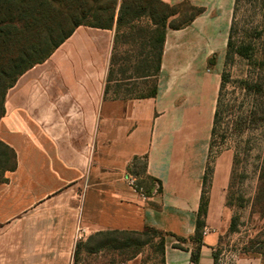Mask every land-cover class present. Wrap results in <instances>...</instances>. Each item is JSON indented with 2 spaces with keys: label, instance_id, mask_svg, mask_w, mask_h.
I'll return each mask as SVG.
<instances>
[{
  "label": "crops",
  "instance_id": "1",
  "mask_svg": "<svg viewBox=\"0 0 264 264\" xmlns=\"http://www.w3.org/2000/svg\"><path fill=\"white\" fill-rule=\"evenodd\" d=\"M187 1L203 13L166 30L154 98L104 95L113 32L89 26H78L7 90L0 141L15 152L16 167L0 183V264H73L76 244L90 235L146 227L165 233L164 264H193V254L196 264H215L229 225L232 153L211 162L195 240L218 94V75L210 79L197 63L206 64L217 40L211 17L222 9L229 20L233 0ZM128 174L144 198L126 185ZM113 264H141V255ZM235 264H264V253Z\"/></svg>",
  "mask_w": 264,
  "mask_h": 264
},
{
  "label": "rangeland",
  "instance_id": "2",
  "mask_svg": "<svg viewBox=\"0 0 264 264\" xmlns=\"http://www.w3.org/2000/svg\"><path fill=\"white\" fill-rule=\"evenodd\" d=\"M66 1L76 3V0ZM81 1L86 3L87 9L94 10L112 0ZM114 1L118 8L121 0ZM179 3L170 5L176 6ZM219 10V13L211 17L216 29L210 31L217 34L214 37L217 40L208 47L206 64L201 62L197 66L201 72L209 73L207 77L210 79L213 73L218 75V90L221 74L226 72L229 76L220 95L219 120L209 147L208 164L210 166L220 152L231 151V175L225 191L229 225L220 236L215 251V264H235L239 256L264 253V115L260 116L262 120L247 130L239 132L233 128L236 120L245 118L255 99L264 101V96L260 98L258 92L242 89L243 81L257 82L260 78L262 81L259 82L264 87V0H238L236 3L233 0L229 20L225 18L224 11ZM189 13L187 10L183 12L187 16ZM139 23L140 29L124 30L117 40L113 55L111 50L112 65L109 62L104 86L106 97L144 96L150 94L157 85V78L141 77L119 81L134 77V69L141 67L144 54L150 51L148 46L152 34L147 30L150 26L148 19L143 17ZM111 30L114 38V27ZM246 45L252 49L248 58H242L238 53L240 47ZM213 49L216 50L211 52ZM201 50L204 51V45H201ZM227 52L230 58L225 67ZM149 61L153 67L155 59ZM199 79L200 85L202 78ZM158 241L159 238H155L151 245L142 248L140 255L143 264H160L159 251L156 249ZM127 249L122 252L125 257L135 248ZM120 257L121 251L89 253L85 247L73 257V264H108Z\"/></svg>",
  "mask_w": 264,
  "mask_h": 264
},
{
  "label": "trees",
  "instance_id": "3",
  "mask_svg": "<svg viewBox=\"0 0 264 264\" xmlns=\"http://www.w3.org/2000/svg\"><path fill=\"white\" fill-rule=\"evenodd\" d=\"M64 1L65 3H63ZM236 1L238 2V0H234V3ZM85 6L86 3L81 0H76V3H68L66 0H0V117L4 113L3 102L6 92L15 84L18 77L34 65L45 61L78 26L110 30L114 27L113 53L111 52L113 55L117 40L122 36L124 30L140 29V19L143 17L148 19L150 26L147 30L152 34V40L150 39L148 46L150 51L144 54L141 67L134 69V77L119 80L128 81L141 77L156 78L160 69L166 30L184 29L203 13L202 7L195 6L187 0L181 1L176 6L164 3L161 0H121L118 8L116 2L112 0L107 2L104 7H98L94 10H89ZM184 10L190 12L188 16L183 14ZM250 47V45L241 46L238 55L242 58H248L252 49ZM229 55L227 52L225 67L229 64ZM112 58L110 60L111 65ZM152 58L155 59L153 67L149 61ZM227 80H229V76L226 72H223L220 76L215 112L210 129L209 147L215 135L216 123L219 120L221 91ZM259 81H262V78L257 82L243 81L242 89L258 92L261 98L264 96V87ZM156 92L157 85L150 94L144 96H114L113 98L123 100L154 98ZM262 114L264 115V101L255 99L245 118L236 120L233 123L234 130L240 132L251 128L259 120H262L263 117H260ZM15 167V152L0 141V183L6 181L5 173L13 171ZM135 167L142 169L144 166L142 162H137ZM210 168L208 164L203 177V188L196 219L195 240L199 239V231L203 226L201 217L206 213V186L211 171ZM150 183L154 184L158 181L150 179ZM155 238H159L156 248L160 255L159 263L164 264L165 233L149 227L138 232L121 230L96 232L85 241H79L76 244L73 257L77 255L80 249L86 247L89 253H97L102 250L121 251L123 258L120 257L108 264L117 261L124 262L140 255L142 248L151 245ZM130 247L135 249L125 257L122 252ZM191 260L193 264H196L197 255L193 254ZM141 264H143L142 258Z\"/></svg>",
  "mask_w": 264,
  "mask_h": 264
},
{
  "label": "built area",
  "instance_id": "4",
  "mask_svg": "<svg viewBox=\"0 0 264 264\" xmlns=\"http://www.w3.org/2000/svg\"><path fill=\"white\" fill-rule=\"evenodd\" d=\"M125 183L128 187H130L131 189H133L135 192L139 193V195L144 198V192L143 189L137 185L136 183V178L135 176L128 174L125 178ZM206 230L203 231V233H205ZM84 230L83 229H77V235H76V239L77 240H81L83 239L84 236Z\"/></svg>",
  "mask_w": 264,
  "mask_h": 264
}]
</instances>
